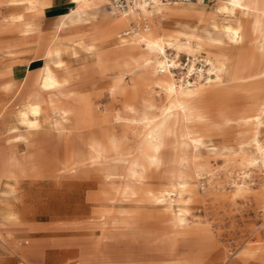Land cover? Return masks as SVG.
I'll list each match as a JSON object with an SVG mask.
<instances>
[{"label":"rangeland","instance_id":"1","mask_svg":"<svg viewBox=\"0 0 264 264\" xmlns=\"http://www.w3.org/2000/svg\"><path fill=\"white\" fill-rule=\"evenodd\" d=\"M27 1L29 7L34 3V0ZM19 2L7 0L0 7V22L15 20L10 16L28 12V4ZM182 5L179 3L176 6ZM183 11L185 8L168 6L167 19L164 22L157 19L149 29L154 36L164 35L167 39L177 36L181 43L188 42L191 37L194 52L182 50L176 56V49L168 47L169 58L176 57L180 63L178 69L172 67L175 78H185L187 68L193 64L196 69L188 77L192 82L204 83L206 79L203 76L206 75L215 79V74L208 72L211 67L208 59L223 55L229 57V73L221 81L213 80L205 84L210 86V90H217L216 97L200 104L199 111L202 113L198 122L192 123L204 134V144L199 148L203 162L192 157L196 150L193 145L192 148H185L180 144L183 140L180 131L167 136L159 161L152 162L146 158L142 149L145 133L142 121L146 115L156 117L161 114L169 99L160 85L153 86L154 75L150 73L151 78H147L153 64L148 63V57L142 55V48L132 50L136 60H130L132 55H126L125 59L112 53L125 39L133 37L123 39L122 43L120 39H114L123 29H127L130 21L124 27L108 31L107 39L100 45L103 25H99L98 30L95 29L94 34L86 39L85 47L81 40H67L62 43L64 50L58 59L47 56L49 46L44 48L43 43L28 39L23 47L17 49L8 46L6 51L0 47V65L12 67L24 64V72L30 68L31 73L24 79L22 89L25 97L30 94L36 76L39 81L44 79L42 70L48 63L57 75L69 80L63 88L65 93L54 99L55 108L60 109L57 113L38 85L42 94L37 100L43 102V111L38 128L33 129L20 122V113L28 110L27 104H16L14 101L21 80L18 85L2 86L0 89L10 94L7 100L0 102V112L7 108L8 126L19 127L20 132L28 137L24 139L29 140V145L19 143V151L33 155L31 167L18 188H2L14 191L7 202L9 212L11 208L19 210L24 204L38 202V197H47L57 212H62L64 204H70L71 216L67 218L88 225L89 230H95L105 222L133 223L137 230H187L195 238L212 241L213 246L205 264H218L220 261L225 264L224 260L226 264L231 261L246 264L249 259L264 262V166L261 161L248 164L241 155L239 143L252 139V133L236 121L241 116L260 113V106L264 102V50L258 49L249 38L239 44L227 43L221 47L207 36H202L203 45L197 48L198 34L193 30L197 24L189 17L169 18ZM225 15L198 27V32L202 33L212 23L221 26L238 24L237 19L243 17L244 13L241 11L232 18ZM115 19L110 15L108 21L112 24ZM6 27L1 23L0 32ZM184 28L194 32L178 30L175 33V30ZM34 29L25 28L27 32ZM40 35L49 37L44 42H54L53 32ZM15 43V40L7 41L8 45ZM90 43H94V48L88 47ZM123 49L125 47L119 50ZM238 58L244 69L240 72L244 78L233 81ZM59 59L63 60L61 67L55 62ZM201 73L204 74L203 78L199 77ZM130 106L137 107L138 111H132ZM226 119H230L229 124ZM260 136L264 139V125L260 128ZM113 139L121 140V155L114 148ZM213 146L223 150H213ZM97 148H102L106 157L99 155ZM246 151L253 155L256 149L250 144ZM134 160L140 164L137 170L141 175H134L129 169ZM199 166L202 174L197 176ZM182 172L192 177L190 185L194 184L195 188L188 203H184L181 196V189L185 186L184 180L179 177ZM243 183L247 185L244 189L239 187ZM127 184L133 185V190H125ZM164 189L173 190L174 193L167 196V193H162ZM19 193L25 194L20 196ZM33 194L35 196H30ZM184 196L187 198L190 195ZM171 203L173 206L169 211L167 208ZM179 210L186 212L181 214L183 221L180 220L181 215L174 213ZM103 211H106V217L102 216ZM36 216L44 221L54 218L43 214ZM56 218L66 217L59 213ZM178 233L173 232L172 235L177 236ZM205 249L200 248L197 259H177L170 264H201Z\"/></svg>","mask_w":264,"mask_h":264},{"label":"crops","instance_id":"2","mask_svg":"<svg viewBox=\"0 0 264 264\" xmlns=\"http://www.w3.org/2000/svg\"><path fill=\"white\" fill-rule=\"evenodd\" d=\"M245 1L264 8V0ZM223 2L224 0L178 2L171 6L185 8V11L172 14L169 18L174 20L189 17L197 24V27L193 30L200 33L198 29L202 25L213 22L217 17L225 15L217 12L218 6ZM5 3H7V0H0V7H3ZM19 3H27L28 12L23 11L10 16L12 18L21 15L19 19L0 22V24L3 23L7 26L5 30L0 32V37L2 36L0 42L5 41L0 43L1 50L7 51L8 46L16 49L23 47L26 39L38 44L43 43L44 48L51 46L54 49L59 46L64 50L62 43L67 40L56 42L55 26L62 18L64 19V16L71 13V9L76 6V3L73 0H41V6L32 9L29 8L27 0H20ZM179 3L184 5L176 6ZM108 6L112 9L111 3ZM238 9L235 11L237 15L242 11V9ZM229 16L234 17L233 14ZM130 17L131 23L132 16ZM225 17L229 19L226 15ZM245 17L243 15L239 21L245 22L247 19ZM40 26H48L49 28L46 30ZM32 27L35 28V31L27 32L25 30V28ZM210 27L204 28L200 34L205 35V30ZM127 29H123L114 39H120V43H122L123 39L134 36H122V33ZM178 30L193 31L184 28L175 30V33ZM52 32L54 34L53 38H55L54 42H44L43 40L49 39V37H41L40 34H50ZM103 34L100 35L99 45L108 37L107 33ZM75 39L80 40L79 38ZM8 40H15L16 43L8 45ZM54 45L56 46L53 47ZM25 70L26 66L24 64L12 67L0 65V89L2 86L18 85L21 80L14 96L16 104H22L20 102L27 104L22 89L24 79L31 72L30 68H27V71L24 72ZM9 95L8 91L0 90V102L7 100L10 97ZM6 109L0 112V119L3 118L0 123V264H18L19 261H24L27 264H170L177 259L194 260L199 258L200 254L198 252L201 247L206 248L201 264L208 261L213 246L212 241L195 238L187 230H137L133 223L110 224L108 222L100 225L95 230H89L88 225L76 223L71 218H67V216H71L70 204H64L62 212H57L55 206L48 202L47 197H38V202L24 204L19 210L11 208V212H9L8 209L10 208H8L6 202H8L11 194H14V191L8 189L16 190L18 188L24 175L31 167L33 155L19 151V143L24 142L25 145H29V140L24 139L27 136L25 133L20 132L19 127L15 129L16 126H8L9 117L5 114ZM3 187L8 189L3 190ZM24 194L21 193L20 196ZM30 196H35V194ZM59 213L66 218H56ZM103 213L102 216L106 217V211H103ZM38 214L54 218L51 221H44L37 218L36 215ZM173 232L180 233L174 236L172 235ZM170 238L173 240L171 241ZM223 262L226 264L225 260ZM221 263L222 261L218 264ZM229 264L243 263L231 261ZM246 264H264V262L249 259Z\"/></svg>","mask_w":264,"mask_h":264},{"label":"bare ground","instance_id":"3","mask_svg":"<svg viewBox=\"0 0 264 264\" xmlns=\"http://www.w3.org/2000/svg\"><path fill=\"white\" fill-rule=\"evenodd\" d=\"M73 2L76 3V6L71 9V13L64 16V19L62 18V20L55 26V35L56 39L59 40V42L79 38L81 40V43L83 44V47H85L86 39L94 34L95 29H97L99 25L104 26V29L102 31L105 34L109 30L124 27V25H126V23H129V21L131 20L130 16H132L133 21L137 19L140 15V12L137 11H133L129 14H116L110 6H105V3L108 5L110 4L108 0H73ZM40 6L41 0H34L33 5L29 8L32 9ZM167 7L168 6H166V8ZM238 8L242 9V12L246 16L245 18L247 19L245 22H242L241 20L238 22L237 25L236 22L234 25L226 24L222 26L217 23H214L213 25H211L210 28H207L205 30V35L196 33L198 34L197 37L199 39L196 43V47L201 48L203 45L202 36H207L213 41L214 44L221 47L225 46L227 43L239 44L240 42H244L245 38H249L251 41H253V43L258 49L264 50V8L245 0H224V2L218 6L217 12L228 15H236L237 13H235V11ZM142 12L146 13V8L143 7ZM110 15H112L114 18H117L112 22V24H110V22L108 21ZM20 17L21 15H18L17 17L13 16L12 18L19 19ZM157 19L163 21L158 17L151 18L150 28ZM190 39L191 37L188 38V42L181 43L179 42L177 36L167 39L164 37V35L154 36L151 31L147 30L134 35L130 39H125L124 43L119 46H116L112 51L114 55L126 59V55H132V50L142 48V55L147 56L148 63L153 64L151 72H147V78H151L150 73L154 75L155 81L153 83V86L155 87V85H160L161 90L167 94V97L169 99L168 104L163 107L161 114L156 115V117H150L146 115L143 119L144 121H142L143 129L145 130V133L143 134L142 149L145 151L146 158L152 162L160 160V153L162 147L166 143L167 136L169 134L175 133V131L181 132L183 140L180 141V144L183 147L192 148V145L195 147L196 150L194 149L195 153L192 154V157L200 162L204 161L199 149L200 146L204 144V134L202 133L203 131H198L196 129V124L193 125L192 123H197L198 118L202 113L199 111L200 104L206 99H209L211 101L214 97H216L217 90H210V86L208 87V85L206 86L205 84L210 83L213 80L221 81L224 76L229 73V57L223 55L218 56L215 59H208L209 63L211 64V67H208V72L210 74H215V79H213L210 75H206L207 77L203 76L206 79L204 83H197L196 81L192 82L188 77L192 74V71L195 70L196 67L191 64L189 68H187L188 71L185 73V78H180V80H177L175 78V73L172 67L174 69H178L180 63L176 61V57L171 59L169 58L168 47L176 49V56H178L179 53L182 52V50L188 51L189 53L194 52L191 49L192 45L190 43ZM88 47L94 48V43L88 44ZM123 47H125V49L119 50ZM62 51V48L59 46L54 49L49 46L47 49V56L50 57V59L53 57L57 58L61 56ZM130 60H136V57L132 55V59ZM237 60V67L232 75L233 81H239L244 78L240 73L242 69L241 60L239 58ZM55 62L57 63L58 67H61L63 65L62 59H59ZM203 69L200 70L202 71ZM42 73L44 75V79L39 81L36 76L30 94L25 97L28 110H24L21 113L20 122H22L23 124H27L30 128H38L39 126L40 117L43 111V102L37 99L41 96L42 92L50 99L52 104L51 107L54 108L53 111L57 113L58 111H60V109L55 108L54 99L60 97L65 93L63 88L66 87L69 82L67 78H61L59 75H57L54 72V69L52 68L50 63L45 65L42 70ZM202 74L203 73H201L199 77H202ZM38 85H40V87L42 88V92H40V90L38 89ZM53 91L54 93H52ZM130 109L134 112L138 111V108L135 106H130ZM236 121L246 126L247 128L245 129H248L247 131H250V133H252V139L248 141H241L239 143L241 155L244 156L248 164H257L261 161L264 166V139L262 138V136H260V128L264 125V102L260 106V113L253 116L244 115L238 118ZM226 123L229 124L230 119H226ZM16 128L17 127H15V129ZM112 144L114 148L118 150V154L121 155V140L118 141L116 139H113ZM250 144H252L256 149L255 154L253 155L248 154L246 151V147ZM211 149H219V151L223 150L222 148L220 149L217 146H213L211 147ZM97 150L99 155L106 157L104 151H102V148H97ZM139 165L140 164L138 160H134L132 162L129 167L132 174L141 175L140 172L137 170V167ZM196 174L197 176H200L202 174V168H200V166L196 169ZM179 177L184 180L185 185L181 189L182 201L184 203H188L194 195L195 190L194 184L190 185L192 177L183 172ZM245 183L239 184V187L244 189V187L247 186ZM133 188L134 186L131 184H127L125 186V190H133ZM162 193H167V196H169L170 194L172 195L174 192L173 190L164 189ZM185 194H189L190 196L186 198L184 196ZM172 206V203L168 205L167 210L171 211ZM174 213H178V215H181L186 212L179 210L175 211ZM183 219L184 216L181 215L180 220L183 221Z\"/></svg>","mask_w":264,"mask_h":264},{"label":"built area","instance_id":"4","mask_svg":"<svg viewBox=\"0 0 264 264\" xmlns=\"http://www.w3.org/2000/svg\"><path fill=\"white\" fill-rule=\"evenodd\" d=\"M116 14H129L133 11L140 12L137 19L131 22L130 27L122 33V36L136 35L150 29L151 18L158 17L165 21L167 19L166 6L178 2H189L190 0H109ZM146 8L147 12H142ZM18 264H27L19 261Z\"/></svg>","mask_w":264,"mask_h":264}]
</instances>
